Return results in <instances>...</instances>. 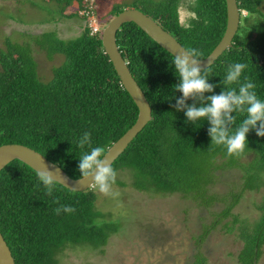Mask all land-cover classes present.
I'll return each mask as SVG.
<instances>
[{
	"label": "trees",
	"instance_id": "1",
	"mask_svg": "<svg viewBox=\"0 0 264 264\" xmlns=\"http://www.w3.org/2000/svg\"><path fill=\"white\" fill-rule=\"evenodd\" d=\"M179 1L135 0L130 8L149 15L184 48L199 49L203 59L224 34L225 0H194V16L187 27L179 20ZM263 1L237 0L239 27L232 46L207 67L208 82L216 87L205 97L222 92L228 65L239 62L247 65L241 82L247 77L255 84L258 98L264 100ZM122 10L117 6L112 15ZM100 35L101 31L91 34L88 26L69 40L55 31L34 35L32 41L49 59L54 54L65 56V62L52 68V78L46 82L38 76L30 45L5 41V49L0 50V145H26L75 179L80 177L79 157L87 150L78 147L85 131L91 132L93 146L107 151L134 124L138 108L104 52ZM116 42L150 104L151 119L111 166L116 172L129 170L131 186L137 190L179 193L202 209L221 202L220 210L213 213V225L204 227L199 241L221 220L232 217V228L237 227L242 241L237 263L257 264L264 246V193L255 205L259 215L253 222L241 221L232 210L244 191L264 187V137L250 130L243 155L228 157L223 146L211 145L206 118L189 122L184 111L174 107L183 95L173 87L179 83L174 56L133 22L121 26ZM194 102L200 106L192 99L186 101L188 105ZM233 115V128L246 118V113ZM234 168L243 173L240 188L225 194L213 191L218 174L221 176L218 171ZM36 173L18 159L0 170V232L15 264H56L55 255L65 245L100 248L119 230V223L103 219L104 214L96 209L92 188L72 191L58 183L48 196ZM115 184L125 183L116 179ZM60 205L76 211L56 215L54 209ZM194 259L191 264H205L200 253Z\"/></svg>",
	"mask_w": 264,
	"mask_h": 264
},
{
	"label": "rangeland",
	"instance_id": "2",
	"mask_svg": "<svg viewBox=\"0 0 264 264\" xmlns=\"http://www.w3.org/2000/svg\"><path fill=\"white\" fill-rule=\"evenodd\" d=\"M133 1L82 0L78 4L76 0L61 3L56 0H0V50L5 49L6 40L30 45L40 80L49 81L52 68L62 65L65 56L54 54L49 59L32 41L34 35L55 31L64 40L73 39L82 32L81 24L87 23L86 16H80L89 7L94 16L92 23L102 28L113 17V8H130ZM194 3V0L179 1L182 24L187 25L194 16ZM261 10L264 13V1ZM218 173L221 176L218 174L213 191L225 194L240 188L243 174L240 169ZM116 179L125 184H113L108 195L100 193L96 187L92 189L97 197L96 209L104 214L103 219L119 223V230L100 248L65 245L55 255L56 264H191L197 253L204 256L205 264H238L242 241L237 236V227L232 228V217L221 220L199 241L204 227L213 225V213L220 210L221 202L202 209L179 193L137 190L131 186L133 176L127 169L117 171ZM263 193L264 187L244 191L232 212L241 221L253 222L259 215L255 205ZM227 221H230L228 226ZM257 264H264V246Z\"/></svg>",
	"mask_w": 264,
	"mask_h": 264
},
{
	"label": "clouds",
	"instance_id": "3",
	"mask_svg": "<svg viewBox=\"0 0 264 264\" xmlns=\"http://www.w3.org/2000/svg\"><path fill=\"white\" fill-rule=\"evenodd\" d=\"M201 55L202 52L196 48L181 49L174 55L172 64L175 66L179 83L173 87L174 91L183 94L182 98L176 99L174 107L177 111H184L189 122L195 123L201 118H206L210 123L208 133L211 145L223 146L228 157H239L247 146V134L250 130H255L257 136L264 137V100L258 98L254 91L255 84L247 77L241 82V75L247 65L239 62L228 65L222 92L205 97V93H212L216 85L208 82L207 68L202 69L200 66ZM234 84L238 87H231ZM189 99L199 102L200 106L195 102L188 105L186 101ZM235 112L246 113V118L233 128L236 121L233 115ZM78 147L87 149L82 151L79 157L80 180H91L90 185L96 187L100 193L110 194L117 172L105 159V147L93 146L89 131H85L79 138ZM36 174L46 194L52 196L59 183L53 172L49 169L37 170ZM54 202L59 203L58 200ZM75 211L74 207L67 205L54 209L56 215L62 212L71 214Z\"/></svg>",
	"mask_w": 264,
	"mask_h": 264
},
{
	"label": "water",
	"instance_id": "4",
	"mask_svg": "<svg viewBox=\"0 0 264 264\" xmlns=\"http://www.w3.org/2000/svg\"><path fill=\"white\" fill-rule=\"evenodd\" d=\"M226 3V27L224 34L211 53L201 60V68L210 66L226 49L232 46L233 38L238 30L240 22V11L237 0H225ZM126 22H133L140 27L159 46L171 53L173 56L184 48L181 43L168 31L163 29L153 18L137 8H127L118 12L108 23L101 28L100 39L104 52L108 55L124 89L133 99L138 108L137 119L134 124L119 137L106 151V157L111 165L117 157L125 150L131 140L151 119V107L133 77L127 62L122 57L116 42V33ZM14 159L25 163L33 170L53 172L54 178L59 184L72 191H86L91 186V180H80L71 178L56 163L48 160L38 151L19 143H7L0 145V170ZM0 264H15L12 253L0 232Z\"/></svg>",
	"mask_w": 264,
	"mask_h": 264
},
{
	"label": "built area",
	"instance_id": "5",
	"mask_svg": "<svg viewBox=\"0 0 264 264\" xmlns=\"http://www.w3.org/2000/svg\"><path fill=\"white\" fill-rule=\"evenodd\" d=\"M84 15L86 16V20L87 23L85 22L84 26H88L90 28V33L91 34H95L99 31H101V28H99L98 26H96L94 23H92V19H93V13H92V9L89 7L88 9H86L84 11Z\"/></svg>",
	"mask_w": 264,
	"mask_h": 264
},
{
	"label": "crops",
	"instance_id": "6",
	"mask_svg": "<svg viewBox=\"0 0 264 264\" xmlns=\"http://www.w3.org/2000/svg\"><path fill=\"white\" fill-rule=\"evenodd\" d=\"M84 25H85V24H84ZM84 25L81 24V29H83V28L85 27ZM40 34H41V33H40ZM40 34H39V35H40Z\"/></svg>",
	"mask_w": 264,
	"mask_h": 264
}]
</instances>
